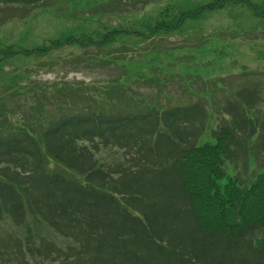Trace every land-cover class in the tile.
Returning a JSON list of instances; mask_svg holds the SVG:
<instances>
[{
	"label": "trees",
	"instance_id": "16d2710c",
	"mask_svg": "<svg viewBox=\"0 0 264 264\" xmlns=\"http://www.w3.org/2000/svg\"><path fill=\"white\" fill-rule=\"evenodd\" d=\"M240 3L258 13L249 0H212L194 9L175 6L178 17L146 23V34L114 27L102 32L101 41L81 34L31 48L2 44L0 70L17 54H50L75 42L104 50L118 35L151 40L160 31L174 33L186 18ZM19 73L0 87L33 75ZM255 84L238 89L224 112L212 110L224 114L214 124L199 100L114 110L90 92L51 93L53 98L38 87H21L24 102L0 107V220L8 217L14 225L0 234V264H31L30 258L57 264H264V121L252 114L262 85ZM106 95L108 102L126 96ZM53 104L55 115L45 110ZM106 147L120 151L119 158H100ZM54 233L72 241L63 247Z\"/></svg>",
	"mask_w": 264,
	"mask_h": 264
},
{
	"label": "rangeland",
	"instance_id": "374dc122",
	"mask_svg": "<svg viewBox=\"0 0 264 264\" xmlns=\"http://www.w3.org/2000/svg\"><path fill=\"white\" fill-rule=\"evenodd\" d=\"M209 1L212 0L0 3V45L31 48L48 40L81 34H89L101 41L102 32L114 27L142 30L146 34V23L172 21L178 17L175 6L194 9ZM249 1L258 13H264V0ZM254 13L247 4H228L220 9L206 10L198 17L186 18L171 37L164 31L151 40L118 35L117 42L101 52L96 48L85 49L75 42L50 54H17L0 70V82L14 80L15 72L25 74L32 71L33 75L20 84L14 82L15 86L11 88L0 87V93H4L1 94L0 107L16 108L19 102L25 101L24 95L17 92L22 91L21 87L31 85L53 98L56 94L51 93L90 92L102 102L101 105L110 103L114 110L142 111L151 102L168 106L188 105L199 100L208 108L210 118L207 122L214 124L217 116L224 114L213 111L221 110L238 89L260 83L259 100L252 105V114L264 121V16ZM106 93H124L126 96H113L108 102ZM93 106L100 108L99 103H93ZM29 107L26 104L23 109ZM45 110L55 115L58 105H46ZM119 155L117 149L106 147L102 148L99 157L115 160ZM232 167V164L228 165L229 173H232ZM10 227L14 225L8 217L0 220V234L10 231ZM39 233L45 235V230L40 227ZM52 238L63 247L72 241L56 233ZM30 262L57 264L38 258H30Z\"/></svg>",
	"mask_w": 264,
	"mask_h": 264
}]
</instances>
